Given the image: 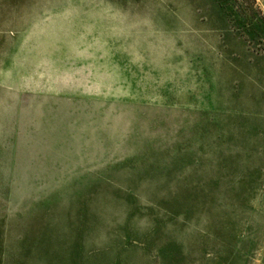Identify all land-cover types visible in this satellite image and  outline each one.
I'll return each instance as SVG.
<instances>
[{
  "label": "rangeland",
  "instance_id": "obj_1",
  "mask_svg": "<svg viewBox=\"0 0 264 264\" xmlns=\"http://www.w3.org/2000/svg\"><path fill=\"white\" fill-rule=\"evenodd\" d=\"M0 264H264V0H0Z\"/></svg>",
  "mask_w": 264,
  "mask_h": 264
},
{
  "label": "trees",
  "instance_id": "obj_2",
  "mask_svg": "<svg viewBox=\"0 0 264 264\" xmlns=\"http://www.w3.org/2000/svg\"><path fill=\"white\" fill-rule=\"evenodd\" d=\"M232 1V0H231ZM232 3H234L233 5L232 4H230V6L232 7V9L233 10H236V8H234V5H235V7H236V1H234V2H232ZM262 24V23H261Z\"/></svg>",
  "mask_w": 264,
  "mask_h": 264
}]
</instances>
